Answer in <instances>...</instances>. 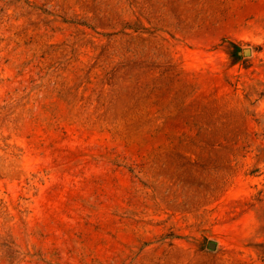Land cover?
<instances>
[{
  "label": "rangeland",
  "instance_id": "obj_1",
  "mask_svg": "<svg viewBox=\"0 0 264 264\" xmlns=\"http://www.w3.org/2000/svg\"><path fill=\"white\" fill-rule=\"evenodd\" d=\"M0 264H264V0H0Z\"/></svg>",
  "mask_w": 264,
  "mask_h": 264
},
{
  "label": "water",
  "instance_id": "obj_2",
  "mask_svg": "<svg viewBox=\"0 0 264 264\" xmlns=\"http://www.w3.org/2000/svg\"><path fill=\"white\" fill-rule=\"evenodd\" d=\"M246 52L249 53V50H248V49L243 50V55H247ZM215 246H216V244L213 243V242L208 243V248H209V249H212V248H214Z\"/></svg>",
  "mask_w": 264,
  "mask_h": 264
}]
</instances>
